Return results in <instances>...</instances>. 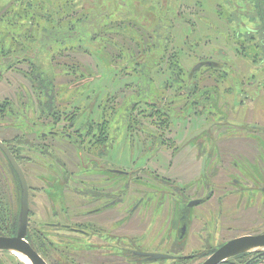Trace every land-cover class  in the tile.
<instances>
[{
	"label": "rangeland",
	"instance_id": "374dc122",
	"mask_svg": "<svg viewBox=\"0 0 264 264\" xmlns=\"http://www.w3.org/2000/svg\"><path fill=\"white\" fill-rule=\"evenodd\" d=\"M255 7L253 0H0V21L8 27H0V41L4 43H0V48L12 55L18 51L34 52L27 60H7L0 66V101L8 103L0 123L14 122L11 128L0 129V137L7 141L23 138L22 145L15 149L21 151L22 168L30 187V230L37 214L48 210L43 191L51 196L59 214L50 222L64 219L63 201L80 206L90 199L89 188L81 180L85 179L83 164L89 173L93 166L87 163L84 152L82 160L79 158V144L89 132L87 127L98 124L100 103L110 110L113 106L114 113L109 118L108 141L99 163L121 171L144 167L153 173L151 178L139 173L141 179L137 181L136 176L129 181L126 176H117L119 182L113 179L114 175L106 174V190L114 182V189L121 193L116 205L120 218L138 200L140 209L146 211L144 225L148 229L144 234L143 226L136 220L122 233L132 237L143 234L149 254L170 257L174 253L202 254L230 239L264 233V197L254 186L263 171V159L255 154L264 156V134L250 135L262 138L259 142L256 139L255 144L241 129L249 124L264 131V62L255 49L264 42V12L257 13ZM260 7H264V1ZM64 25L73 27L72 39L59 36ZM51 29L57 32L55 43L42 36ZM200 61H213L220 67H202L193 72L191 82H197L194 94L189 92L192 87L187 86L186 75ZM126 64L129 73H122ZM177 73L183 80L175 85ZM139 76L146 78L139 83L142 91L137 87ZM89 77L92 81L85 86L70 88ZM186 88L188 93L180 96ZM146 100L156 110L167 113L161 140H151L139 129H131L129 137L125 134L128 107L142 101L133 115L140 114L147 109L143 103ZM197 106L202 113H198ZM152 121L138 117L134 127L141 126L144 132L153 131L154 136H159ZM209 125V132L198 135V140L204 142L192 139L188 146H182L190 135ZM51 130H64L66 136L40 138ZM37 142L50 149L42 150L47 155L34 153L33 144ZM213 143L219 150L217 157L216 148L212 149L216 157L215 177L198 180L196 159L205 160ZM100 151L104 153L103 149ZM1 161L0 204L13 222L18 214L19 190L0 154ZM48 163L52 169L63 163L72 171L74 177L66 182L67 187L57 186V177L49 176L44 169ZM231 163H237V167ZM58 170L59 167L54 169L55 174L60 173ZM236 173L238 176H234ZM231 177L241 181L237 188L231 184ZM203 185L211 187L212 195L209 201L182 208L187 220L190 218V228L180 242L177 216L173 213L184 200L178 187L186 189L183 194L189 199L198 194L193 187ZM57 189L64 190V200ZM104 202L100 199L90 208ZM112 213L106 214L105 222L112 220ZM85 229L94 237L102 235L91 226ZM39 230L46 237L45 246L34 241V248L48 264H100L82 256L84 249L92 248L83 235L42 225ZM59 237L65 240L59 242ZM139 240L134 244L142 241ZM89 258L94 259L91 255ZM247 259L231 258L221 264H241ZM203 260L147 259L145 263L200 264ZM0 264L22 263L12 253L0 251Z\"/></svg>",
	"mask_w": 264,
	"mask_h": 264
},
{
	"label": "flooded vegetation",
	"instance_id": "af4514ba",
	"mask_svg": "<svg viewBox=\"0 0 264 264\" xmlns=\"http://www.w3.org/2000/svg\"><path fill=\"white\" fill-rule=\"evenodd\" d=\"M197 84V82H196ZM5 101H0V117L4 114L5 111V107H3V105L5 104ZM198 107V113H202L201 108L199 106ZM107 109L106 106H104L102 112H100L99 115V121L98 124L95 127H87V129L89 130V132H86L84 140L81 141V143L79 144V146H81L82 148V153H81V157H79L81 160L84 157L83 156V152L85 157L87 158V163L91 164L93 166V169L90 171L86 166V164H83V173L82 176H85V179L81 180L82 183L84 182V185L87 186L88 189V193H90V199L86 202L84 201L83 203H81L80 206H71L67 204V201L64 202L63 204L64 206L61 209V213L64 217V219L62 221H52L50 222V219L53 217H58V212L54 210V203L51 200V196L50 195H46L45 191H43L45 198L49 204L48 206V210L45 212H40L38 213V217L37 220H34L35 222L33 223L34 225L32 226V230H30L31 224H30V216H31V212L29 210V191H30V187L28 186V217H27V238L28 236H33V239L35 241H38L39 246L40 247H44L45 243V236L40 232L39 230V226L42 225V227H53V228H57V229H62L65 232L68 233H75V234H81L83 235L85 238L88 239V241L91 244V249H84V255H82L83 257L87 258L86 260L90 261L91 260H97L100 264H146L145 262H147V258L143 257L141 255H138L137 253H149L148 247H147V242H146V238H143V234L147 231L148 227L144 225V221L145 219V210L140 209V203L141 200L136 201L132 206H130L129 208L124 210V216L121 215L120 218V212L116 209V205L119 202L120 199V191L118 192V190L114 189L115 183L113 182L111 185H108L107 190L103 185V182L105 180H109V177H106V174L109 175H114L115 180H117L119 182V179L116 178L117 176H126L127 180L129 181V179L131 177H135V181L140 180L141 178L138 176L139 173H142V175L144 177H152L153 173L148 172V170H146V168L144 167H140V168H134L133 170L130 171H125L124 169L121 170H115L114 167H104L99 163V160L101 159V157L104 156L105 151L104 148L107 144L108 141V134H109V118L111 117L112 113H114V111H111ZM136 110L133 111H129L127 112L128 115L126 116L127 121L125 123V127H124V131L125 134L127 135V137H129L132 132H131V123H135V121L137 120L138 117H141L142 120L143 119H149L152 116V111H145L142 110L140 111V114H138L136 112ZM211 113V112H210ZM17 118V117H16ZM152 120V118H150V121ZM153 122V121H152ZM14 122H9V123H0V129H5L13 125ZM105 123H107V125L105 126ZM134 127V126H133ZM13 128V126H12ZM16 129H19V126L14 127ZM141 132L145 133V135L147 134V137L151 140H153L155 138V140H161V138H159L158 136H155L154 138L152 137L153 135H150L151 131H147L144 132V130L141 129V126L137 127ZM242 131H245L247 133V138L251 141H253L256 144V139L257 141H261L262 138L260 139L259 137H254V136H250V135H255L257 133H261L264 134V131L258 127V126H251L249 124H245L244 127H241ZM93 130V131H91ZM130 130V132H129ZM210 130V128H209ZM209 130H207V132H209ZM22 133H27L24 132V130H22ZM50 133H54L52 134V136H56V135H60V136H66L64 134V130H61L59 132L56 131H49V135L46 134L44 136L40 135V138H44L46 136H50ZM206 133V131L204 132ZM20 139V141H19ZM210 139V138H209ZM23 140V138L21 137H15V138H11V140L7 141L3 138L0 137V141L8 148V150L10 151L11 155L13 156V158L15 159V161L17 162L18 166L20 167V169L22 170L23 174H24V170L22 168V157L20 156L21 151L19 149H15V148H19V144L20 146L22 145L21 141ZM212 141V139H210ZM19 141V142H18ZM258 141V142H259ZM195 142H204L199 141L198 137L195 139ZM41 143V142H37L33 144V149H34V153L41 156L43 154L47 153L43 152V151H50V149H47L46 147H44L45 145ZM204 144V143H203ZM188 144H186L184 147L188 146ZM202 145V144H201ZM257 147V145H255ZM94 147H96L95 149H93ZM184 147H182V149H184ZM149 148V147H148ZM216 148L217 151V157H219V150L216 147V143H213L211 145V148L209 150H211V152H209L206 157L205 160H202L200 157H198L196 159V161L199 162V166H198V177L197 179L199 180V178H214L215 177V171H216V165L214 162H216V157L214 154H212V149ZM258 148V147H257ZM45 149V150H44ZM104 151V153L100 150ZM262 149H264V146L262 147ZM43 150V151H42ZM181 150V149H180ZM43 152V154H42ZM0 154L2 155V158L4 160V164L6 165L7 169H9L10 173L13 175L14 180L16 179L15 173L13 172L12 168L10 167L7 159L5 158V156L3 155V153L0 151ZM52 155V153H49V155ZM199 154V153H198ZM256 158L259 157L261 159H263V162H261L260 160V165H263V171L262 174L260 175V182L258 180V183L255 184V188L258 189L259 192L262 193L263 197H264V183L262 182L263 178H264V156H261L258 152L255 154ZM49 160V159H47ZM80 160V161H81ZM247 163L250 164H254V162H250L248 159H245ZM3 161H1L0 163H2ZM82 163V162H81ZM3 164V163H2ZM1 164V165H2ZM51 163L45 164L44 165V169L46 170V172L49 174L50 177H54V175L57 177V186H60L61 188L63 187H67L68 184L66 182H69L70 177H74L73 173L71 170L68 169L67 165L65 164H61V166L58 165L59 167V172L58 174H55L56 170L54 171V169L58 168H51ZM231 165L233 167H237V163H231ZM39 167V165H36ZM252 166V165H251ZM256 166V165H255ZM114 171H120L123 173H115ZM69 174L71 176H69ZM138 176V177H137ZM234 176H238V174L236 173ZM25 177V174H24ZM46 178V177H45ZM44 178V179H45ZM26 179V177H25ZM156 179V178H155ZM40 180V179H39ZM73 180V179H72ZM114 180V181H115ZM116 181V184H118ZM27 182V180H26ZM74 182V180H73ZM239 182H241L240 180H237L236 178L231 177V184H235L236 188L238 187L237 184H239ZM111 183V182H110ZM15 184H16V180H15ZM28 185V184H27ZM242 185V184H241ZM240 185V186H241ZM51 186V185H50ZM234 186V185H233ZM196 187H199V189H196ZM194 186L193 190H195V192H197L198 194H200L198 196V194L193 195V197L186 199V197L184 196L183 192H184V187H178V193L179 196L182 198L184 197V200L182 202H180L179 206H175V208L173 209V213H176L177 216V224L178 226L180 225V221L184 218V214L182 212V208H184L188 202L192 201V200H197V199H204L209 201L211 195H212V190L211 187H208L206 185L203 186ZM16 188L19 190V186H17L16 184ZM186 190V189H185ZM19 192V197H20V190ZM202 195V193H204ZM56 193H61L62 194V198H63V194H64V190H56ZM182 194V195H181ZM208 194H210L208 196ZM89 195V194H88ZM103 199L105 202L104 204H102V206L100 207H96L94 208H90V204L95 203L96 201ZM165 198L162 196V200H164ZM221 200V198H219ZM64 200V198H63ZM160 199V203L162 201ZM262 205L264 206V198L262 201ZM140 209V210H139ZM139 210V211H138ZM109 212H113L112 213V220L105 222L104 219L106 217V214ZM46 214V215H44ZM18 215V214H17ZM41 215H44V219H41ZM41 219V221H40ZM78 219H81V221H78ZM49 220V221H48ZM132 220H136V223L140 226H143V234H141L140 236H138L139 234H136L134 237L138 238H134L129 234H125L122 233L124 232V230L127 229V226H131V222ZM136 224V225H137ZM135 225V226H136ZM92 227L93 229H96L94 231H98L100 232L101 237L99 236H95L87 231L85 229V227ZM188 228H190V218L188 217ZM98 229V230H97ZM98 234V233H97ZM123 239V240H122ZM140 239L142 240L141 242L144 243H136L134 244V242ZM59 242L65 240L63 237H59L58 238ZM139 240V241H140ZM146 242V243H145ZM43 244V245H42ZM38 245V244H37ZM37 252V251H36ZM207 252V251H206ZM38 253V252H37ZM39 254V253H38ZM14 255V254H13ZM42 257V254H39ZM90 255L92 257H94V259L89 258ZM201 255H194V256H180V254H173L172 255V259H167V260H171V261H182V260H186L189 258L190 262H196L199 261L201 259H205L204 258H200L198 259V257ZM15 256V255H14ZM22 264H24V262H22L17 256H15ZM43 258V257H42ZM44 259V258H43ZM44 261L46 262V260L44 259ZM88 261V262H89ZM47 263V262H46ZM48 264V263H47Z\"/></svg>",
	"mask_w": 264,
	"mask_h": 264
},
{
	"label": "water",
	"instance_id": "95a60500",
	"mask_svg": "<svg viewBox=\"0 0 264 264\" xmlns=\"http://www.w3.org/2000/svg\"><path fill=\"white\" fill-rule=\"evenodd\" d=\"M202 67H218V64L213 61H201L192 69V73L199 70ZM228 123V122H227ZM222 124V123H218ZM229 124V123H228ZM210 128V125L205 128H200L189 138H187L182 146L188 143L190 140L198 137L199 134L205 132ZM51 135L54 133H50ZM44 136V135H43ZM0 151L7 159L10 167L15 173L19 190V209L17 217V227L14 236H0V251L9 252L12 254H18L21 257L28 260L30 264H47L44 259L33 249V247L27 241V217H28V185L24 174L17 162L11 155L8 148L0 141ZM115 173H123L120 171H114ZM210 194H208L209 196ZM205 199H197L188 202L187 208L200 204ZM179 241H183L184 235L188 229L187 216L180 221L179 228ZM148 260H167L172 257L160 254L149 253H137ZM250 255L253 256L250 261H254L260 257H264V233L256 235H243L233 239H230L217 248L210 249L209 251L202 253L198 259H205L200 264H221L228 259L236 257L238 255Z\"/></svg>",
	"mask_w": 264,
	"mask_h": 264
},
{
	"label": "trees",
	"instance_id": "16d2710c",
	"mask_svg": "<svg viewBox=\"0 0 264 264\" xmlns=\"http://www.w3.org/2000/svg\"><path fill=\"white\" fill-rule=\"evenodd\" d=\"M253 1H256V7H255V10H256V12L257 13H260V14H262L263 15V12H264V7H260V4L264 1V0H253ZM5 21H0V27H4V28H8V27H6V26H4L3 25V23H4ZM62 28V31H60V35L59 36H61V37H63V38H69V39H72L71 38V36L72 37H74V35H71L72 34V32H73V27L72 26H70V25H64L63 27H61ZM38 36H39V34H37ZM57 35V32L54 30V29H51V30H48V31H44L43 32V37H48L49 38V42L50 43H55L56 41V39H55V36ZM39 38V40H40V36L38 37ZM37 38V39H38ZM263 38V37H262ZM39 40H37V41H39ZM47 42V41H46ZM0 43H1V45L3 44L4 45V43H3V41H0ZM34 43V45L36 44V42L34 41L33 42ZM262 44H260V45H257V46H255V49L256 50H259L260 51V56H261V60H263V62H264V42H261ZM6 53V50H4V47H1L0 48V66H3L5 63H8L9 61H7V60H12L11 62H14V60H16L17 59V61H19V60H21V61H24V60H27L28 58H27V56H29V57H33V55H34V52H33V54H30L29 52H26V51H21V52H19L18 51V53L17 54H5ZM7 58V59H6ZM31 59V58H30ZM201 62V61H200ZM11 64V63H10ZM220 66L218 65V67H204V68H210V69H217V68H219ZM127 72V73H129L128 72V65L126 64L124 67H123V71H122V73L123 72ZM132 71H134V69L132 70ZM130 75H132L131 73H130ZM178 73H177V75H175V77L176 78H178V79H175V80H177V81H175L174 82V84L175 85H177V84H180L182 81L181 80H183L182 78H179L178 77ZM194 73H192V70L190 71V72H188V74L186 75V81H187V86L189 87V86H191L192 88L190 89L189 88V92L190 93H194L195 94V92H196V83H192L191 81H192V79H194ZM146 78L145 77H142V76H139L138 77V86L137 87H139L138 88V91H142V89H141V87H140V85L141 84H139V83H141L143 80H145ZM181 79V80H180ZM92 80H90V77L89 78H83V79H81V80H79V81H77V82H75L73 85H72V87H70L71 89H77L78 87H82L83 85L85 86V84H87L88 82H91ZM179 81H180V83H179ZM41 82V84H40V89H41V85H43V81L41 80L40 81ZM191 84V85H190ZM193 84V85H192ZM182 85V84H181ZM183 85H185V84H183ZM78 86V87H77ZM48 86H45V88H47ZM41 90H43V89H41ZM185 92H187V88H186V90H184L182 93H180L179 95L180 96H182V95H184L185 94ZM188 93V92H187ZM189 93V94H190ZM156 95H157V93H156ZM200 95V94H199ZM133 97V96H132ZM143 101V100H142ZM142 101H137V103H131L130 104V106L128 107V109H127V112H129V111H133V110H136V107H137V105L139 104V103H141ZM106 102V101H105ZM143 103H145V105L147 106L146 108L148 109H145V111H152V116L150 117V118H152V120L155 122L154 123V126L157 128V130H159L160 131V134H159V138H161V134H162V132L166 129V127H167V113H162V112H160L159 110H156L155 108H154V105L152 106V104L150 103V100H146V101H144ZM8 103H5L4 105H3V107H5V108H8ZM194 105H197L196 103L194 104ZM104 106H106V104H104V105H101L100 103H99V105H97V107L99 108V110H98V117H97V119L99 120V115H100V112H102V110H103V108H104ZM49 108L51 109V107L49 106ZM113 109V106L111 107V110ZM110 110V109H109ZM98 123V122H97ZM134 124L135 123H131V129H132V131H135L136 129H138V128H136V127H133L134 126ZM107 125V123H105V126ZM142 129V128H141ZM131 131V132H132ZM153 131H151L150 132V135L152 134L153 135ZM146 137H147V134H146ZM153 138L155 137L154 135L152 136ZM196 139V138H195ZM161 144H164L163 143V141H161ZM16 180V184H17V186H18V182H17V179H15ZM18 209H19V207H18ZM17 217H18V215H17ZM16 227H17V218H16V220L15 221H13V222H10L9 220H8V216H7V214H6V211H5V209L1 206V204H0V236H14L15 235V232H16ZM27 241L29 242V244L33 247V249L35 250V248H34V245H35V243H34V239H33V236H28V238H27ZM36 251V250H35ZM246 257H248V259L246 260V261H241V264H260V262L262 261V259L264 258V257H260V258H258V259H256V260H254V261H250L249 262V260L253 257V256H250V255H246V254H242V255H238V256H236V257H233L232 259H235V260H242L243 258H246ZM226 262V261H225Z\"/></svg>",
	"mask_w": 264,
	"mask_h": 264
},
{
	"label": "bare ground",
	"instance_id": "6f19581e",
	"mask_svg": "<svg viewBox=\"0 0 264 264\" xmlns=\"http://www.w3.org/2000/svg\"><path fill=\"white\" fill-rule=\"evenodd\" d=\"M14 255L17 256L21 261H24L25 264H30L28 262V260H26L25 258L21 257L20 255H18V254H14Z\"/></svg>",
	"mask_w": 264,
	"mask_h": 264
},
{
	"label": "built area",
	"instance_id": "2783aa9c",
	"mask_svg": "<svg viewBox=\"0 0 264 264\" xmlns=\"http://www.w3.org/2000/svg\"><path fill=\"white\" fill-rule=\"evenodd\" d=\"M261 264H264V258L262 259V261L260 262Z\"/></svg>",
	"mask_w": 264,
	"mask_h": 264
},
{
	"label": "crops",
	"instance_id": "0c3cea01",
	"mask_svg": "<svg viewBox=\"0 0 264 264\" xmlns=\"http://www.w3.org/2000/svg\"><path fill=\"white\" fill-rule=\"evenodd\" d=\"M261 264V263H260Z\"/></svg>",
	"mask_w": 264,
	"mask_h": 264
}]
</instances>
